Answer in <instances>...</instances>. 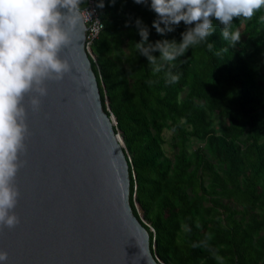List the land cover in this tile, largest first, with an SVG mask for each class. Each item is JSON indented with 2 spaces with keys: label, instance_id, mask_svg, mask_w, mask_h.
I'll list each match as a JSON object with an SVG mask.
<instances>
[{
  "label": "trees",
  "instance_id": "1",
  "mask_svg": "<svg viewBox=\"0 0 264 264\" xmlns=\"http://www.w3.org/2000/svg\"><path fill=\"white\" fill-rule=\"evenodd\" d=\"M97 12L103 29L90 44L91 67L130 156V205L150 223L142 222L151 251L165 264H264V76L244 56L249 47L264 51V7L250 19L234 18L232 29L242 34L234 47L214 21L215 48L189 49L172 84L135 47V18L151 27L154 11L135 0H106ZM185 27L168 37L179 40ZM159 38L151 27L149 40ZM215 113L224 119L219 132ZM164 130L175 132L171 157ZM190 138L204 145L189 150Z\"/></svg>",
  "mask_w": 264,
  "mask_h": 264
},
{
  "label": "water",
  "instance_id": "2",
  "mask_svg": "<svg viewBox=\"0 0 264 264\" xmlns=\"http://www.w3.org/2000/svg\"><path fill=\"white\" fill-rule=\"evenodd\" d=\"M85 29L61 52L76 73L46 81L35 109L26 97L27 150L14 180L19 222L0 226V250L9 264H164L130 205V158L102 105Z\"/></svg>",
  "mask_w": 264,
  "mask_h": 264
},
{
  "label": "clouds",
  "instance_id": "3",
  "mask_svg": "<svg viewBox=\"0 0 264 264\" xmlns=\"http://www.w3.org/2000/svg\"><path fill=\"white\" fill-rule=\"evenodd\" d=\"M116 0H111L115 3ZM156 13L151 27L161 38L149 40L151 27L141 17L135 25L141 39L135 42L140 55L147 58L153 73L165 72L169 84L180 80L182 73L173 71L179 58L189 49L207 43L222 25L220 36L233 47L241 40L239 28L232 29L234 18H252L264 7V0H135ZM86 0H0V226L14 227L19 222L15 207L20 196L14 183L24 161L28 106L35 109L40 97L47 95L46 81L62 80L76 73L74 63L61 52L75 46L84 35ZM106 0H96L103 9ZM131 18L126 24H131ZM183 22L180 39L168 37ZM227 48L216 52L219 55ZM158 52V55L156 54ZM153 83V81H149ZM37 93L28 97L29 93ZM217 259L221 257L214 251ZM0 264H9V253L0 250Z\"/></svg>",
  "mask_w": 264,
  "mask_h": 264
},
{
  "label": "rangeland",
  "instance_id": "4",
  "mask_svg": "<svg viewBox=\"0 0 264 264\" xmlns=\"http://www.w3.org/2000/svg\"><path fill=\"white\" fill-rule=\"evenodd\" d=\"M253 51H254L253 47L247 48L246 51L244 52V56H248L249 59L256 65V67L259 68L260 74L264 76V51H260L258 53L257 52L253 53ZM182 95H184V94H182ZM212 119H213L212 126L214 127L215 131L219 132L220 127L224 123V119L216 113L212 115ZM121 137H122V135H121ZM163 137H164L163 147H164L165 153H166V155L171 157L173 155V153L176 152V149L174 147V143L176 141L175 140V132L172 130H164ZM186 145H187V148L189 150H192V149H196L198 147H202L204 145V141L203 140H195V139L190 138L186 142ZM138 211H139L143 221L146 224L150 225V223L144 218L143 212H142L140 206H138ZM159 260L161 262H163L161 259H159Z\"/></svg>",
  "mask_w": 264,
  "mask_h": 264
},
{
  "label": "built area",
  "instance_id": "5",
  "mask_svg": "<svg viewBox=\"0 0 264 264\" xmlns=\"http://www.w3.org/2000/svg\"><path fill=\"white\" fill-rule=\"evenodd\" d=\"M85 7L89 8V10H91L92 12V15H90L87 12L85 13V17H86L85 46H86V49L89 51L91 48L90 44L92 43L94 39L98 37L99 33L103 29V22L101 21L98 15L94 0H86ZM91 55L94 58V55L92 53ZM113 124L116 125V121L114 117H113Z\"/></svg>",
  "mask_w": 264,
  "mask_h": 264
}]
</instances>
